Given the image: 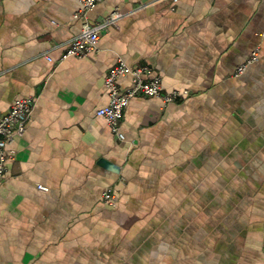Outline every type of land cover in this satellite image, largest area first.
Instances as JSON below:
<instances>
[{
  "label": "crops",
  "instance_id": "0c3cea01",
  "mask_svg": "<svg viewBox=\"0 0 264 264\" xmlns=\"http://www.w3.org/2000/svg\"><path fill=\"white\" fill-rule=\"evenodd\" d=\"M80 6L0 0V115L34 99L0 183V264H264V0H103L90 22L125 16L62 59ZM120 59L189 91L134 97L124 140L97 114Z\"/></svg>",
  "mask_w": 264,
  "mask_h": 264
},
{
  "label": "built area",
  "instance_id": "2783aa9c",
  "mask_svg": "<svg viewBox=\"0 0 264 264\" xmlns=\"http://www.w3.org/2000/svg\"><path fill=\"white\" fill-rule=\"evenodd\" d=\"M101 1L103 0H80L81 6L74 13V17L83 19L82 29L71 39L62 59L69 56H88L96 51L101 36L109 31L111 27L116 26L120 19L125 16V12L115 8L96 22H90L86 17L87 12L96 7ZM48 58L51 60V57ZM258 58L259 48H256L251 56L238 66L236 75L243 73ZM151 73L152 67L147 63L133 66L120 59L108 69L105 75V86L109 94V102L107 105L98 108L97 114L106 119L111 130L120 140H124L126 137L122 130L125 109L134 97H160L165 103H171L189 94L188 90L165 91L161 77L149 76ZM121 78H129L131 85L126 88L122 87ZM33 107L34 99L32 97H19L13 101L7 113L0 115V183L7 171V160L13 156V150L9 149V145L13 143L17 136L25 133ZM38 187L41 190H48V187L43 184H39ZM117 200L116 192L112 187L107 186L103 192V201L106 204H115Z\"/></svg>",
  "mask_w": 264,
  "mask_h": 264
}]
</instances>
